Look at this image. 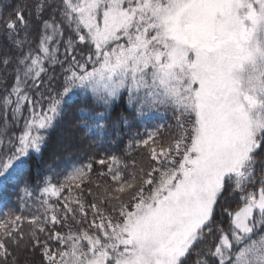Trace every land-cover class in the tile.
<instances>
[{
    "label": "snow or ice",
    "instance_id": "6c2138e0",
    "mask_svg": "<svg viewBox=\"0 0 264 264\" xmlns=\"http://www.w3.org/2000/svg\"><path fill=\"white\" fill-rule=\"evenodd\" d=\"M0 25L17 53L0 56L15 64L0 104L13 121L29 112L0 139V188L22 183L21 201L33 154L78 96L104 108L77 109L86 134H105L123 92L134 116L171 110L177 129L165 143L158 125L55 183L49 168L28 215L3 213L0 264L20 253L38 264H264V0H27ZM237 193L240 206L225 207Z\"/></svg>",
    "mask_w": 264,
    "mask_h": 264
},
{
    "label": "trees",
    "instance_id": "16d2710c",
    "mask_svg": "<svg viewBox=\"0 0 264 264\" xmlns=\"http://www.w3.org/2000/svg\"><path fill=\"white\" fill-rule=\"evenodd\" d=\"M27 2V0H0V16L5 19L9 13L13 11L15 5ZM27 16V12L25 13ZM68 33L66 30L65 37ZM35 47V42L33 43ZM16 56V51L12 49L10 41L7 40L3 25H0V56L5 54ZM64 58L63 43H61L60 59ZM67 65H65L66 67ZM15 64H10L5 68L0 64V99L7 95L10 91L15 79L14 72ZM53 74V70L49 67V75ZM55 75H60V68H55ZM47 80V76L43 77ZM31 84V81H29ZM58 87V86H57ZM43 91V88H41ZM35 95V89L31 93ZM81 106L86 107L93 113L103 112L104 108L94 102L91 95L87 99L78 96L70 105H66V115L61 119L55 127L47 133V142L42 147V152L39 155L33 154L30 164L29 179L31 182L32 198L27 197L21 201L20 197H24V192L21 191L23 184L16 185L8 184L6 187L0 188V219H3V213L12 209L24 215L29 214V209L35 207V197L39 195L38 186L40 181L46 175H52L48 169L51 168L56 173L53 182L62 180L65 175L72 170L74 166H80L89 162L90 158L94 160L100 159L102 156L111 155L113 153L123 155L126 150V145L129 139L136 137H144L149 130L156 128L158 125H163L161 128V138L166 143L173 139L177 129L175 119L171 110L165 111L160 108L158 111L153 109L145 111L143 116H134V111L127 104V93L123 92L113 104L109 107V119L105 121L107 128L105 134L101 136L86 134L87 130L80 124V116L77 109ZM29 112L27 107L23 110V116L19 121H13L11 107L7 109V116L2 104H0V139L7 141L13 133L19 135L23 129L24 118L28 117ZM128 118V125H120L113 127V122L117 121L119 116ZM133 157L137 161L146 163V154L143 150H138L133 153ZM127 159V157H125ZM103 169L100 165L93 162L92 179H97V173ZM84 196L91 201L88 196L87 189L92 187L96 191L94 185L85 184ZM67 195V192H65ZM227 195V193H225ZM239 193L229 200V203L224 205L231 210H236L240 206ZM25 206L22 208L21 205ZM221 208L218 206L216 219L220 220ZM224 226L227 227L228 217L225 215ZM27 230V226H26ZM20 264H38L39 256L33 257L30 253H20Z\"/></svg>",
    "mask_w": 264,
    "mask_h": 264
}]
</instances>
